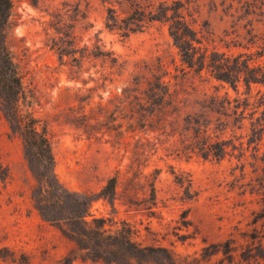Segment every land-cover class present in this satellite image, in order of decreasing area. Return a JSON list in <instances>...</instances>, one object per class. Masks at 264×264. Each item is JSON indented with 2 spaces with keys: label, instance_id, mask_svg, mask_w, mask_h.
I'll use <instances>...</instances> for the list:
<instances>
[{
  "label": "rangeland",
  "instance_id": "1",
  "mask_svg": "<svg viewBox=\"0 0 264 264\" xmlns=\"http://www.w3.org/2000/svg\"><path fill=\"white\" fill-rule=\"evenodd\" d=\"M185 1L186 17L207 53L256 49L252 34L264 33V0ZM147 3L14 0L6 42L31 109L47 125L55 172L68 189L85 193H97L116 175L114 198L94 199L91 213L105 218L112 231L129 227L143 245L166 248L176 264H264L255 255V245L264 243V130L252 131L264 123V85L241 80L232 87L206 72L186 75L188 105L217 88L248 106L241 128L240 121L224 128L211 118L209 133L236 145L224 158L176 155L190 106L178 120L164 111L168 122L160 125L153 99L143 93L147 80L132 81L159 64L172 82L181 76L167 24L151 21L128 36L106 27L109 8L124 17ZM97 38L111 55L93 56ZM61 49L68 52L61 55ZM0 161L9 169L6 182L0 181V264H104L85 259L34 209L35 180L22 139L1 110Z\"/></svg>",
  "mask_w": 264,
  "mask_h": 264
},
{
  "label": "trees",
  "instance_id": "2",
  "mask_svg": "<svg viewBox=\"0 0 264 264\" xmlns=\"http://www.w3.org/2000/svg\"><path fill=\"white\" fill-rule=\"evenodd\" d=\"M13 2L14 0H0V110L12 132L22 139L25 158L35 180L30 188L32 206L43 221L56 226L73 240L85 259L104 264H141L151 261L176 264L174 256L166 248L143 245L129 227L122 226L112 231L105 218L91 213L90 207L94 199L114 198L116 175L109 177L97 193L70 190L59 180L55 172V158L47 125L34 115L22 73L7 46L6 36ZM185 5V0H172L170 3L161 1L157 5L148 0L145 8L136 6L124 17H119L109 8L106 27L128 36L151 21L167 24L182 62L178 68L181 76L174 75L172 82L167 78L168 71L159 64L153 67V71L134 74L132 81L140 84L143 79L147 80L148 89L143 93L153 99L155 120L160 125L168 122L164 111L174 112L177 114L175 119L178 120L181 110L190 106L182 117L184 133L180 145L174 149L176 155H199L219 160L228 153L229 146L236 148V145L231 144L229 139L209 133L211 118L215 116V120L222 123L224 128L240 121L237 127L241 128L248 101L240 97L231 99L227 95H220L215 88L211 94L202 92L201 100L195 102V105H188L190 92L182 85V79L191 72L197 75L206 72L216 81L232 87L241 80L246 85H264V33L252 34V43H256L254 51L237 54L218 51L207 53V49H203L202 38L186 17ZM99 41L97 38L93 56L111 55V51L101 49ZM61 50V55L62 52H68V49ZM192 90L197 91L194 87ZM223 116L224 119L221 120ZM257 130L262 133L264 123H257L252 128L256 133ZM8 177L9 169L0 161V181L5 183ZM255 246V255L264 260L263 241H258Z\"/></svg>",
  "mask_w": 264,
  "mask_h": 264
}]
</instances>
